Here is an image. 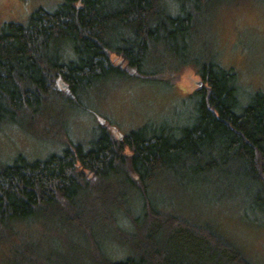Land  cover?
I'll list each match as a JSON object with an SVG mask.
<instances>
[{"label": "trees", "instance_id": "obj_1", "mask_svg": "<svg viewBox=\"0 0 264 264\" xmlns=\"http://www.w3.org/2000/svg\"><path fill=\"white\" fill-rule=\"evenodd\" d=\"M238 1L64 0L2 25L0 126L58 147L67 116L110 81L185 67L201 80L190 124L122 135L102 122L87 146L0 163L4 264H254L180 204L184 192H211L264 217V91L239 107L238 75L218 62L212 33L218 8Z\"/></svg>", "mask_w": 264, "mask_h": 264}, {"label": "rangeland", "instance_id": "obj_2", "mask_svg": "<svg viewBox=\"0 0 264 264\" xmlns=\"http://www.w3.org/2000/svg\"><path fill=\"white\" fill-rule=\"evenodd\" d=\"M63 1L0 0V32L6 22L26 24L38 8L53 10ZM212 33L218 62L238 75L239 107H244L252 93L264 91V0H239L219 7ZM161 76L157 80L110 81L90 92L82 110L78 105L76 113L66 118L65 144L87 146L92 129L102 122L122 135L147 122L190 124L198 101L193 92L200 87V78L192 67L183 68L174 77ZM165 78L172 79L171 86L161 81ZM61 147L42 141L32 131L9 124L0 126V163L9 164L18 155L43 159L60 153ZM212 199L211 192L190 191L182 193L180 204L186 216L218 226L250 261L264 264V217L250 215L246 219L230 205L212 203ZM255 220L261 224H253ZM5 252L3 244L0 264H4Z\"/></svg>", "mask_w": 264, "mask_h": 264}, {"label": "water", "instance_id": "obj_3", "mask_svg": "<svg viewBox=\"0 0 264 264\" xmlns=\"http://www.w3.org/2000/svg\"><path fill=\"white\" fill-rule=\"evenodd\" d=\"M197 84H198V86H200L201 85V82H198Z\"/></svg>", "mask_w": 264, "mask_h": 264}]
</instances>
